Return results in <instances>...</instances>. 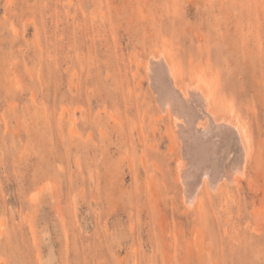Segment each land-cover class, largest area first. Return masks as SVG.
I'll return each mask as SVG.
<instances>
[{"label":"rangeland","instance_id":"obj_1","mask_svg":"<svg viewBox=\"0 0 264 264\" xmlns=\"http://www.w3.org/2000/svg\"><path fill=\"white\" fill-rule=\"evenodd\" d=\"M161 53L251 143L192 208ZM0 264H264V0H0Z\"/></svg>","mask_w":264,"mask_h":264},{"label":"bare ground","instance_id":"obj_2","mask_svg":"<svg viewBox=\"0 0 264 264\" xmlns=\"http://www.w3.org/2000/svg\"><path fill=\"white\" fill-rule=\"evenodd\" d=\"M224 10L225 16L232 12L231 8ZM237 11L245 19L240 8ZM239 22L236 19L233 26L239 48L231 47L232 52L235 53L237 49L251 52L238 33ZM251 24L247 20V25L252 27ZM227 35L231 37V33ZM146 71L151 88L159 99L160 111L172 118L175 124L174 134L181 149L177 174L184 187L186 206L192 208L200 205L199 196L204 186L209 185L214 192L223 191L228 184L242 186L250 172L252 149L240 121L231 113L234 118L223 117L224 114L221 117V113L215 110L210 88L205 89L200 85L191 87L181 82L176 63L170 55H151Z\"/></svg>","mask_w":264,"mask_h":264}]
</instances>
